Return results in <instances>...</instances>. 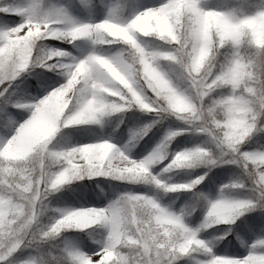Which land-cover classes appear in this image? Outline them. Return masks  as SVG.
Wrapping results in <instances>:
<instances>
[{
	"label": "clouds",
	"instance_id": "clouds-1",
	"mask_svg": "<svg viewBox=\"0 0 264 264\" xmlns=\"http://www.w3.org/2000/svg\"><path fill=\"white\" fill-rule=\"evenodd\" d=\"M170 3L171 6L163 10L146 9L145 13L134 18L136 24L112 21L107 27L92 29L88 36L93 44L103 45L111 38L130 47L123 52L113 49L91 53L90 59L79 62L67 81L36 100L23 102V106H30L32 110L21 125L23 131L18 129L14 134L15 143H10L9 149L17 157L10 170L18 173L15 179L23 189L19 196L27 205L33 202L27 195L31 191L33 176L37 187L42 179L50 177L47 187L56 190L85 176L100 175L133 183H148L151 178L172 191L193 187L186 182L167 183L152 172L153 165L168 157L170 144L155 145L144 158L147 162L133 165L128 161L134 158L110 139L69 143L68 126L99 124L105 117L130 109L132 103L139 109L150 111H156L158 105L165 119L175 117L197 131L206 132L202 140L205 147L198 150L185 147L176 151L162 170L207 168L209 164L216 166L232 161L241 169V174L232 181L233 187L251 189L258 178L264 184V178L259 177L264 166V152H240V145L253 130H264V53L257 55L258 50L264 48V13L230 19L215 6L203 4V0H199V6L197 0H170ZM137 31L159 39L142 44L136 38ZM213 33L221 42L224 36L235 41L250 36L254 47L245 45V59L232 62L228 49L220 48ZM84 34L83 31L77 33ZM65 39L72 43L76 36L69 34ZM173 41L174 52L160 50L166 46L165 42L170 44ZM6 45H0V74L3 75H18L30 64L35 69L44 59L52 60L63 51H52L41 41L30 43L16 32L10 34ZM61 62L70 63L68 60ZM89 75L90 85L85 79ZM115 85L123 86L130 95H125ZM144 87L154 94L155 103L149 102ZM122 120L123 116L120 117ZM134 129L138 143L146 132L140 127ZM181 131L184 129L177 128L173 134ZM131 139L130 135L129 141ZM201 179L203 176H197L196 182ZM227 183L219 187L223 188ZM51 194L46 192V198L40 201L38 214L42 221L63 211L53 226L56 231L62 227H87L90 224L105 227L115 242L125 246L126 264H147L148 250L169 239L182 242L184 250L196 245L199 250L212 253L219 241L233 232L229 227L218 235L199 238L193 231H185L161 214L155 202L143 198L142 193H136L137 198L118 195L111 200L114 203L110 209L61 207L51 203ZM27 205L0 207V222L9 212L14 214L13 221L18 222L13 234L26 229L32 220L31 215H25ZM200 207L205 209L203 220L196 227L189 226L185 217H190ZM181 209L185 227L200 232L221 223L231 226L249 210L264 212V198L253 199L251 195L245 197L231 193L212 198L206 191L197 189ZM95 232L96 229L86 233L94 243L102 238ZM234 235L241 247L249 246L243 234L235 231ZM254 242L264 243V238ZM48 259L49 264H68L62 253ZM207 264H264V252L249 253L242 262L214 256Z\"/></svg>",
	"mask_w": 264,
	"mask_h": 264
},
{
	"label": "snow or ice",
	"instance_id": "snow-or-ice-1",
	"mask_svg": "<svg viewBox=\"0 0 264 264\" xmlns=\"http://www.w3.org/2000/svg\"><path fill=\"white\" fill-rule=\"evenodd\" d=\"M199 6V0H197ZM81 4L86 5L87 7H81ZM127 6L129 9V13L127 16L122 14V9ZM171 6L170 0H159L158 3H153L145 6L143 0H125V3H117L106 5L105 0H96V3H93V0H80V3H76V0H73L72 7L75 8L76 11L83 13L87 18H80L74 16L69 8L62 4H54L48 5L44 3V0H26L25 3L16 5L10 2V0H0V12L10 14L11 17L20 16L22 19L18 23H14L11 26L0 27V45L7 47L6 40L10 36L11 33L16 32L20 37H24L30 43L33 41H41L45 42L52 51L56 49H61L62 54L58 56H54L52 60L44 59L43 63H40L41 68L48 69L53 72H59L60 75L64 77V82L67 81L69 76H72L77 68V65L80 61L85 60L86 58L90 59V54L95 51H111L113 49L118 50L119 52H123L130 47V45H125L121 40H111L110 42L105 43L103 45L93 44L88 36V33L100 26L107 27L110 22L116 21L123 23L125 25L136 24L137 21L134 19L138 16V14L145 13L146 9L150 10H163ZM105 7H107V11L105 12ZM218 10L222 11L225 16L230 19H240L247 16H255L258 14L264 13V5L257 6L256 0H240V3L235 7H227V6H217ZM244 9H255L251 13L245 11ZM100 14L101 18L96 19L95 15ZM47 25V28H45ZM32 29V31H28ZM83 31L84 35H77L78 32ZM28 33L25 36V33ZM35 32V35L33 33ZM75 35L76 39L73 40L72 43H68L66 36ZM136 38L139 39L140 43H145L146 38L143 33L136 32ZM214 40L219 43L220 48L223 50L225 48L228 49V54L231 57V61L235 62L238 60L245 59L244 56V47L245 45L254 47V44L250 38V36L241 41H235L229 38L228 36L223 37V41L221 42L218 37H216L215 33H213ZM63 41L68 45L72 46V49H76V52H73L70 48L58 47L52 41ZM80 41V43H77ZM90 44L85 50V45ZM166 46L161 48V51L164 52H174L176 50L175 42L172 43L165 42ZM107 45L108 47H105ZM264 53V48L258 50L257 55ZM68 60L69 64H63L61 61ZM33 65H29L28 69L25 70L29 75H37L38 79L40 78V73L32 72ZM25 71H21L18 75L15 74H0V207L3 208H12L13 206H19L20 203H25L22 198L19 196V193L23 191L20 187L19 182L15 179L18 173L10 170V166L17 162V157L14 156L10 152L9 145L10 143H15L13 140L14 134L17 133V130L23 131L21 125L25 121V112L17 111L18 107H22L20 104V100L24 97L28 99L36 100L33 98L30 93H27L24 89H20L19 85L16 88H12L11 85L13 81L21 76ZM215 75V73H213ZM212 77H209L211 79ZM87 83L91 84V76H87ZM63 82V83H64ZM83 83V82H82ZM191 81H189V84ZM62 83H58L60 85ZM118 88H121L124 91L125 95H130L127 89L123 88L121 85H115ZM42 88H46V84L41 85ZM51 90V89H50ZM48 90V91H50ZM47 91V92H48ZM143 91L146 93V96L150 103H155L154 94L151 93L146 87L143 88ZM122 103H126L127 101H121ZM136 108L135 103L131 104V108ZM32 110V109H31ZM30 110V112H31ZM153 115V119L140 125L139 127L146 132L144 136L148 134V132L153 128V126L158 125L161 121L165 119L163 110L159 109L157 105L156 111H151ZM29 116V115H28ZM27 116V117H28ZM183 128L184 131L175 132L177 129H169L164 137L156 144H171L172 140L176 138V136L180 135L184 132H189L192 134H203L206 135V132L203 130L197 131V129L189 127L186 125ZM264 132V130H253L250 134V137L246 138L245 142L240 145V152H264V148H251L245 147L251 143L252 136L257 133ZM131 139L128 143H136L139 139L135 135V129L131 130ZM143 136V137H144ZM102 140V139H100ZM140 141V140H139ZM128 143L123 147L125 152H128ZM206 145L202 142L199 144H194L191 147H188L192 150H198L201 147H205ZM175 150H170L168 153V157L171 158L175 155ZM147 156H143L140 159H133L128 161L129 163L135 165L138 162H147L144 158ZM147 159L150 160V157ZM244 158L241 157V160ZM171 160V159H170ZM67 163V162H65ZM224 163H233L232 161H227ZM250 163V161H249ZM223 164V163H222ZM215 167V164H209L205 171H203L199 176H203L198 183L196 182V177L186 181V183H191L193 187L180 189L186 190L192 193L197 191V185L204 180L205 177L208 176V173ZM163 169V168H162ZM160 170V172L155 173V176L164 181H169V177L167 173L169 170L176 169L175 167ZM154 173V169L152 170ZM259 177L264 178V166L261 167L259 171ZM235 180V179H233ZM229 180L227 185L223 188H220L219 195H223L225 193H232L236 187L232 186V181ZM48 183H50V177H45L39 183V187H37L35 183V176H33V183L31 186V191L27 193V195L32 198L33 202L31 205H27V209L25 215H31L32 220L28 227L24 230H20L15 232L16 223L13 221V213L9 212L5 215L0 222V264H49V255L45 250L47 242L52 240L54 237L58 235H62L70 228L86 230L87 233H92L95 231V224H90L87 227H62L59 231H56L53 227L56 225L57 220L60 219V216L64 214L63 211L59 212L58 215L44 222L41 220L39 216V205L41 199H45L46 192H56V189H49L47 187ZM149 183H154L158 187L164 188L162 185H159L149 178ZM173 183V182H167ZM135 191H124L120 193V196H127L132 198L135 197ZM143 198H151L152 201L155 202L156 206L159 207V211L168 219L172 220L177 226L184 228L185 231H193L195 236H198V232L191 230L185 227L183 223V216L181 211H172L168 206H163L158 199L153 195H149L147 193H142ZM251 195L253 199L256 198H264V184L260 183V179L258 178L255 183L251 186V191L245 195L247 197ZM193 198V197H192ZM191 198V199H192ZM113 201H110L106 206H81L82 208H91L95 207L97 209H103L105 207L112 208ZM250 211V210H249ZM157 219H160L157 216ZM237 223L234 225H228L224 227L222 225L221 229L216 231L225 232L231 227L233 232L236 229L240 231H247L257 227L259 225L262 229H264V217H261L258 220H253L249 217H244L243 220H236ZM163 231V229H162ZM139 236V234H137ZM227 239H222L219 241L221 247L219 249L214 248L212 253H205V257L203 259H198L196 264H207V262L214 256H225L230 257L234 261H243L249 253L255 252H264V243H256L253 242L249 244L248 252L246 255L242 257H236L230 255V250H235L236 241L233 240L232 236L226 235ZM264 238V237H261ZM261 238H257L255 241H259ZM98 245L95 251L85 252L79 249H72L69 247H65L62 254L67 259L68 264H126L124 259L123 248L124 245L117 243L113 240L112 236L106 233L104 234V238L101 241L95 242ZM24 247H31L36 250L38 255L34 258H25V259H17L14 253L17 252L18 249ZM140 247V245H137ZM185 245L177 239H169L167 241H160L157 246L148 250L147 253V264H177V261L181 258L182 255L190 253L193 249L196 251L199 250L196 245H192L191 247L184 250ZM144 255V252L141 251V256Z\"/></svg>",
	"mask_w": 264,
	"mask_h": 264
},
{
	"label": "trees",
	"instance_id": "trees-1",
	"mask_svg": "<svg viewBox=\"0 0 264 264\" xmlns=\"http://www.w3.org/2000/svg\"><path fill=\"white\" fill-rule=\"evenodd\" d=\"M4 16L3 12H0V22L2 21L1 17ZM7 16V13H5ZM149 38L152 39H159L158 37L150 36ZM151 40V39H150ZM54 43V41H52ZM55 44V43H54ZM108 47L107 45H105ZM33 73H40L41 76L38 79L37 75H29L27 71H25L21 76L16 78L11 85L12 88H16L19 85L20 89H24L27 93H30L31 96L34 95V90L43 84V82L50 76L49 74H57L53 71L48 69H43L41 67H36L32 69ZM50 78V77H49ZM27 97H24L20 100V104L23 105V102L26 101ZM25 106L18 107L17 110H24ZM123 116L122 122L120 121V117ZM154 117L151 111H146L139 109L138 107L133 109H126L122 113L113 114L111 117L105 119V122L102 124H90V125H70L68 126V140L69 143H73L76 139H78L81 135L92 138H99L104 136L105 134L112 133L115 136L121 135L124 137L126 135V130L129 127H139L140 125L152 120ZM118 124V127H117ZM186 124L180 121L178 118L175 117H168L161 121L158 125L153 126V128L148 132L146 136L143 137L136 145H143L151 143L164 129L166 128H180L185 127ZM190 127V126H189ZM79 136V137H78ZM204 135L199 133L192 134L189 132L181 133L180 135L176 136L174 141L175 143L179 144H191V142L199 141ZM73 138V139H70ZM195 137L197 139H195ZM264 143V132L257 133L256 135L252 136L251 143L245 145L247 147H256L260 146ZM197 168V167H196ZM195 168H187L183 167V169H179L178 171H185L186 174L190 172H194L195 170H189ZM174 169L170 170L171 172ZM224 174L225 180L229 179H236L241 174L240 167L235 163H223L218 164L215 167H212L211 171L208 173V176L204 178L202 184L210 183L212 185H216L218 179L217 176ZM141 186L140 183L132 184L126 181L115 180L109 177L104 176H93L88 177L85 176L82 179L74 180L62 186L58 191L53 192L49 199L51 203L58 206H65V205H74V206H90V205H99L101 204L109 195L114 194L119 190L131 189V190H138V187ZM103 189V190H102ZM251 191L248 187H237L235 192L241 196L247 195ZM171 194V193H170ZM179 193L174 191L172 192V197H176ZM180 194L185 195L186 201H189L193 197V193L189 191H181ZM201 208V207H200ZM58 213H56L57 215ZM200 209L197 208L194 213L190 217L196 218L200 216ZM244 217H249L253 220H258L261 217H264V212L260 211L259 209H253L250 211L244 212V214L239 217L237 220H243ZM45 222H47L48 218H43ZM235 221L234 224H236ZM233 224V225H234ZM222 225L227 227V223H221L217 225H213L211 230H218L221 229ZM96 232L95 235H100L101 237L104 236L106 233V228L103 226H95ZM236 231L242 232L239 229ZM221 232V231H216ZM86 230H80L71 228L64 232L62 235H58L54 237L52 240L47 242L45 250L48 252L49 257L56 258L59 256L60 253L64 250L65 240L66 239H73L76 241H81L86 249L93 250L98 245H96L92 240L89 239L88 235L86 234ZM232 236L233 240L236 241L234 232H230L228 234ZM102 239V238H101ZM223 239H227V236L223 237ZM217 246H221L218 244ZM236 246H240L236 241ZM14 255L18 258L25 257L28 255L37 256L38 253L34 248L31 247H24L18 249ZM181 260L183 262H191L193 261V255H188L182 257Z\"/></svg>",
	"mask_w": 264,
	"mask_h": 264
},
{
	"label": "rangeland",
	"instance_id": "rangeland-1",
	"mask_svg": "<svg viewBox=\"0 0 264 264\" xmlns=\"http://www.w3.org/2000/svg\"><path fill=\"white\" fill-rule=\"evenodd\" d=\"M11 3L16 4V5H20L26 2V0H10ZM72 2L73 0H44L45 4L48 5H54V4H62L65 5L69 8V10L72 12V14L74 16L80 17V18H87L83 13L78 12L75 10V8L72 7ZM159 0H143V3L145 4V6L153 4V3H158ZM77 3V0H76ZM93 3H96V0H93ZM117 3H125L124 0H105V4L106 5H110V4H117ZM240 3V0H203V4H209L211 6H227V7H235ZM202 4V6H203ZM256 4L257 6H261L264 5V0H256ZM81 7H87L86 5L81 4ZM245 11H248L249 13H251L252 11H254L255 9H244ZM107 11V7H105V12ZM122 14L127 16L129 13V9L127 8V6H125L122 10ZM4 16L1 17L2 21L0 22V27H6V26H11L14 23H18L20 22V20L22 19V17L20 16H16V17H11L10 14H7V16H5V13H3ZM98 17L96 19H100L101 15L97 14ZM150 36L153 35H145L146 40L150 41L153 40L152 38H149ZM55 45L58 47H64V48H70L72 49L71 45L66 44L63 41H54ZM90 44H86L85 45V50H87V47H89ZM106 47V46H105ZM73 52H76V49H72ZM57 74H49L50 78L48 77L43 84H46L47 87L46 88H40V89H36L34 90V95L32 96L33 98H40L43 95H45L47 93L48 90L54 88L57 86L58 83H63L64 82V77L62 75H60L59 72H55ZM18 78V77H17ZM42 85V84H41ZM26 100H32V99H26ZM30 110L31 107L30 106H25L24 110H17V111H21V112H25L26 116L25 118H27V116L30 114ZM124 111V110H123ZM149 111V110H146ZM108 117H105L103 122L99 123L102 124L105 122V119ZM134 129V127H129L126 130V136L125 137H121V135H117L115 136L112 133H108L105 134L102 137L99 138H95L96 136L92 137V138H87L83 135H81L78 139H76L73 143H88V142H93L95 140H99V139H110L112 140L114 143L120 145L121 147H124L126 145V141L129 142V136L131 135V130ZM170 128H166L164 129L151 143L149 144H144L142 147H139L138 149L132 147L133 143H128V154L135 159H140L143 156H145L147 153H149L150 151H152V149L154 148V146L164 137V135L166 134V132L169 130ZM174 129V128H171ZM203 135V134H201ZM70 139H73L70 137ZM195 139H197L195 137ZM204 139V136L199 140V141H195V142H191V144H179V143H175L173 141V143L171 145H169V148L175 151H179L182 148L185 147H191L194 144H199L202 142V140ZM247 147V146H245ZM251 148H264V143L261 144L260 146H256V147H251ZM171 159V157H167L164 161H161L159 164H155L152 166V170L154 169V174L157 172H160V170L162 168H164V165L168 163V161ZM179 169H183L182 168H176L174 169L172 172L169 170L167 173V176L170 178L169 181L167 182H186L189 181L190 179L199 176L203 171L206 170L205 167L201 166V167H197L195 169H189V170H195L194 172H190L189 174H186V172L183 171H178ZM102 176V175H101ZM105 177V176H104ZM224 174L218 175L217 176V183L216 185H212L210 183L207 184H202L201 186H199L200 183H202V181L196 186L197 189H202L204 191H206L210 197L212 198H216L219 195V191H220V185L227 183L229 180H233V179H229V180H225L226 178H224ZM107 178V177H106ZM115 180H120V179H116L113 177H109ZM120 181H125V180H120ZM128 183H132V184H137L140 183L141 186L138 187V190H131V189H125V190H119L117 192H115L112 195H109L101 204L99 205H90V206H106L112 199H114L116 196H118L120 193L124 192V191H135V192H141V193H147L149 195H153L154 197H156L158 199V202H160L163 206H168L170 208V210L172 211H181V205H183L186 202V196L180 194L181 191H186V190H177L176 192H178L179 194V198L176 199L172 197V190H167L165 188L162 187H158L156 186L154 183H145V182H129L126 181ZM237 188V187H236ZM235 188V189H236ZM235 189L233 190V192L231 194L233 195H239L235 192ZM171 193V194H170ZM62 207H78V206H74V205H65ZM87 207V206H86ZM200 209V216H197L196 218H192V217H185V222L189 224V226L191 227H196L198 224H200V222L203 220L204 217V212L205 209L203 207L199 208ZM58 215V214H57ZM71 229V228H70ZM221 232H216L214 230L211 229H203L200 232H198V237L199 238H207L211 235H218ZM242 234L245 236V238L248 240L249 244L253 243L257 238H261L264 237V229H262L259 225H257L256 228L251 229V230H247L242 232ZM103 239V238H102ZM101 239V240H102ZM100 240V241H101ZM69 247L72 249H79V250H83L85 252H90V251H95V249L93 250H89L86 249L83 245V243L81 241H76L71 239H66L65 240V247ZM221 246H216V249H219ZM262 247H264V245H262ZM248 252V248L247 247H241V246H236L235 250H230L229 254L236 256V257H242L244 255H246ZM188 255H193V261L191 262H183L184 260H181L182 257L184 256H188ZM35 256L32 255H28L25 257H21L18 259H25V258H34ZM205 257V253L203 251H196L195 249H193L190 253L188 254H184L181 256V258L177 261V264H196V261L198 259H203Z\"/></svg>",
	"mask_w": 264,
	"mask_h": 264
},
{
	"label": "bare ground",
	"instance_id": "bare-ground-1",
	"mask_svg": "<svg viewBox=\"0 0 264 264\" xmlns=\"http://www.w3.org/2000/svg\"><path fill=\"white\" fill-rule=\"evenodd\" d=\"M41 88V86L40 87H38L37 89H40Z\"/></svg>",
	"mask_w": 264,
	"mask_h": 264
}]
</instances>
